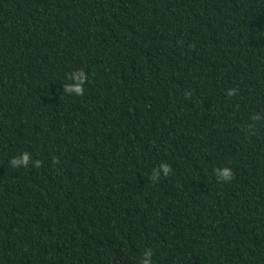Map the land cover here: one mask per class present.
Returning a JSON list of instances; mask_svg holds the SVG:
<instances>
[{
    "label": "trees",
    "instance_id": "trees-1",
    "mask_svg": "<svg viewBox=\"0 0 264 264\" xmlns=\"http://www.w3.org/2000/svg\"><path fill=\"white\" fill-rule=\"evenodd\" d=\"M146 250L264 264V0H0V264Z\"/></svg>",
    "mask_w": 264,
    "mask_h": 264
},
{
    "label": "clouds",
    "instance_id": "clouds-1",
    "mask_svg": "<svg viewBox=\"0 0 264 264\" xmlns=\"http://www.w3.org/2000/svg\"><path fill=\"white\" fill-rule=\"evenodd\" d=\"M76 79L78 80V84L74 87L65 85V93L68 92H74L77 96H83L84 95V85L88 80V77L85 75L83 70H80L78 75L76 76ZM236 93V89H229L226 93L227 96L231 97ZM191 93L186 92L185 96L189 97ZM259 119V117H257ZM31 159V156L28 152H24L22 157H13L11 160L12 167L17 168L21 165L24 167H27L29 164V161ZM54 163H59L58 160H55ZM42 162L37 159L35 161V168H40ZM163 171L165 176H168L171 172V167L167 163L161 164L160 170H154L152 174V181H158L160 179V171ZM215 176L221 183H230L234 179V171L230 167H223V168H216L215 170ZM153 253L151 250H146L144 252V256L147 257V259H142L141 264H152L151 257Z\"/></svg>",
    "mask_w": 264,
    "mask_h": 264
}]
</instances>
